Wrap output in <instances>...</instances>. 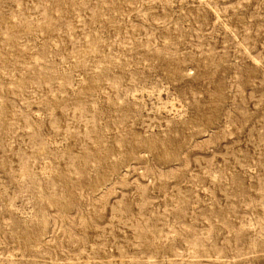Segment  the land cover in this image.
Returning <instances> with one entry per match:
<instances>
[{
	"label": "rangeland",
	"instance_id": "1",
	"mask_svg": "<svg viewBox=\"0 0 264 264\" xmlns=\"http://www.w3.org/2000/svg\"><path fill=\"white\" fill-rule=\"evenodd\" d=\"M0 264H264V0H0Z\"/></svg>",
	"mask_w": 264,
	"mask_h": 264
},
{
	"label": "bare ground",
	"instance_id": "2",
	"mask_svg": "<svg viewBox=\"0 0 264 264\" xmlns=\"http://www.w3.org/2000/svg\"><path fill=\"white\" fill-rule=\"evenodd\" d=\"M72 41V40H71ZM159 95H160V93H159ZM160 100H161V103H162V107H166V106H168V105H170L171 107H172V110H177L178 108L176 107V106H178V105H176L177 104V98L175 97V98H173V99H171V100H169L168 102H164V100H163V98H160ZM181 108V107H180ZM160 109V108H159ZM170 110V109H169ZM168 110V111H169ZM173 113V112H172Z\"/></svg>",
	"mask_w": 264,
	"mask_h": 264
}]
</instances>
